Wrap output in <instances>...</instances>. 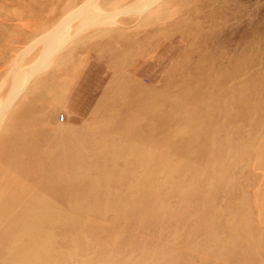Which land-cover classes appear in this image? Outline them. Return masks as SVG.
I'll list each match as a JSON object with an SVG mask.
<instances>
[{
    "label": "rangeland",
    "instance_id": "rangeland-1",
    "mask_svg": "<svg viewBox=\"0 0 264 264\" xmlns=\"http://www.w3.org/2000/svg\"><path fill=\"white\" fill-rule=\"evenodd\" d=\"M135 1L0 0V264H264V0Z\"/></svg>",
    "mask_w": 264,
    "mask_h": 264
},
{
    "label": "crops",
    "instance_id": "crops-1",
    "mask_svg": "<svg viewBox=\"0 0 264 264\" xmlns=\"http://www.w3.org/2000/svg\"><path fill=\"white\" fill-rule=\"evenodd\" d=\"M107 71L109 69L100 58H90L74 81L63 78L57 86H53L52 92H47L48 97L51 94L50 97L56 101V106L67 112L73 120H77L87 112L92 99L103 87Z\"/></svg>",
    "mask_w": 264,
    "mask_h": 264
},
{
    "label": "bare ground",
    "instance_id": "bare-ground-1",
    "mask_svg": "<svg viewBox=\"0 0 264 264\" xmlns=\"http://www.w3.org/2000/svg\"><path fill=\"white\" fill-rule=\"evenodd\" d=\"M137 1H139V0H137ZM157 1L158 0H142V1L138 2V3H136V1H135L136 4L135 5H132L129 10L137 11L138 12L140 10V7L148 6L152 2H157ZM76 14H75L76 17H81V16L85 15L86 12L83 11V10H80ZM90 19L96 20V19H100V18L96 16V17H92ZM98 23H101V22H98ZM78 27H80V26H78ZM53 33H55V32H53ZM58 34L61 37H63V39H64L65 29L64 30H59ZM48 37H49V35L48 36H45V39L46 38L48 39ZM49 49H50V47L49 48H46V47H43L42 48L41 47L40 48V51L38 52V56L40 55V57H38L37 60H36V62H37V68L35 67V69L32 72H29V74L26 73V72H28L26 69L23 70L21 72L20 76H17V78H15L14 81L11 82L12 86H10L11 87V90L9 92V97H8L7 101L5 103H0V124H1V122L3 120L4 114H5V110H7L8 106H10L11 103L13 102V100L16 98L17 89L18 90H21V88L26 85L27 81L30 78H32L34 75H36V73H37L38 70L44 68V66H47L46 64L48 63V59H49V56H50V53H51V52H49L50 51ZM42 53H44V54H42ZM27 60H25V61H27ZM33 65H35V64H33ZM4 97H6V96H4ZM11 156L12 155H8L5 159H9L11 161V159H12ZM12 168L13 169H17L18 168V165H16V163H15L14 165H12Z\"/></svg>",
    "mask_w": 264,
    "mask_h": 264
},
{
    "label": "built area",
    "instance_id": "built-area-1",
    "mask_svg": "<svg viewBox=\"0 0 264 264\" xmlns=\"http://www.w3.org/2000/svg\"><path fill=\"white\" fill-rule=\"evenodd\" d=\"M61 120H62V121L64 120V116H61Z\"/></svg>",
    "mask_w": 264,
    "mask_h": 264
}]
</instances>
